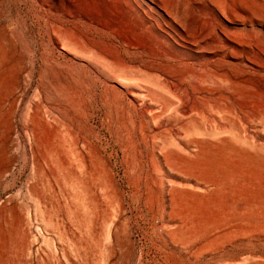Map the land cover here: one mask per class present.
<instances>
[{
  "label": "rangeland",
  "instance_id": "obj_1",
  "mask_svg": "<svg viewBox=\"0 0 264 264\" xmlns=\"http://www.w3.org/2000/svg\"><path fill=\"white\" fill-rule=\"evenodd\" d=\"M0 264H264V0H0Z\"/></svg>",
  "mask_w": 264,
  "mask_h": 264
},
{
  "label": "bare ground",
  "instance_id": "obj_2",
  "mask_svg": "<svg viewBox=\"0 0 264 264\" xmlns=\"http://www.w3.org/2000/svg\"><path fill=\"white\" fill-rule=\"evenodd\" d=\"M46 16H47V15H46ZM48 29H49V28H48ZM44 31H46V29H45ZM48 31H49V30H48ZM48 33H49V32H48ZM48 33H47V34H48ZM47 34H46V35H47ZM49 34H50V33H49Z\"/></svg>",
  "mask_w": 264,
  "mask_h": 264
}]
</instances>
